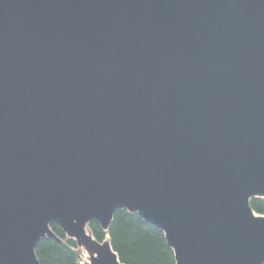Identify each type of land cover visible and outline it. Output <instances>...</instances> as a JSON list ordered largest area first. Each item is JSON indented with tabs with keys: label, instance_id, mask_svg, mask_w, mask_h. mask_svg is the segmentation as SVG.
Returning a JSON list of instances; mask_svg holds the SVG:
<instances>
[{
	"label": "water",
	"instance_id": "95a60500",
	"mask_svg": "<svg viewBox=\"0 0 264 264\" xmlns=\"http://www.w3.org/2000/svg\"><path fill=\"white\" fill-rule=\"evenodd\" d=\"M264 0H0V264L51 228L124 264L117 209L177 264H264Z\"/></svg>",
	"mask_w": 264,
	"mask_h": 264
},
{
	"label": "trees",
	"instance_id": "16d2710c",
	"mask_svg": "<svg viewBox=\"0 0 264 264\" xmlns=\"http://www.w3.org/2000/svg\"><path fill=\"white\" fill-rule=\"evenodd\" d=\"M251 206L264 214V198H252ZM52 229L62 241L41 239L36 248L40 263L80 264L76 241L67 238L59 224L53 223ZM89 229L99 240L109 234L113 249L125 264H176L175 253L163 230L146 222L137 212L117 209L107 232L98 220H92Z\"/></svg>",
	"mask_w": 264,
	"mask_h": 264
},
{
	"label": "bare ground",
	"instance_id": "6f19581e",
	"mask_svg": "<svg viewBox=\"0 0 264 264\" xmlns=\"http://www.w3.org/2000/svg\"><path fill=\"white\" fill-rule=\"evenodd\" d=\"M81 257H82V262L84 264L90 262V258H91L90 252L86 250L84 247L81 248Z\"/></svg>",
	"mask_w": 264,
	"mask_h": 264
},
{
	"label": "rangeland",
	"instance_id": "374dc122",
	"mask_svg": "<svg viewBox=\"0 0 264 264\" xmlns=\"http://www.w3.org/2000/svg\"><path fill=\"white\" fill-rule=\"evenodd\" d=\"M78 251H79L80 257H81V248H78ZM81 260H82V257H81Z\"/></svg>",
	"mask_w": 264,
	"mask_h": 264
}]
</instances>
